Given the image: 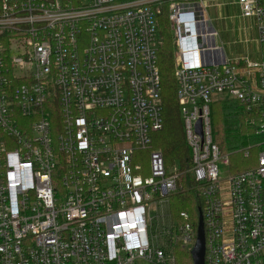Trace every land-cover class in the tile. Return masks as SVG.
<instances>
[{"label": "built area", "instance_id": "1", "mask_svg": "<svg viewBox=\"0 0 264 264\" xmlns=\"http://www.w3.org/2000/svg\"><path fill=\"white\" fill-rule=\"evenodd\" d=\"M238 2L264 42L262 0ZM164 5L205 264H264V54L229 60L204 0H0V264H178L177 247L192 254L198 226L171 214L186 172L153 148L164 127ZM218 100L253 117L258 138L239 152L252 162L258 151L249 169L232 173L214 143Z\"/></svg>", "mask_w": 264, "mask_h": 264}, {"label": "trees", "instance_id": "2", "mask_svg": "<svg viewBox=\"0 0 264 264\" xmlns=\"http://www.w3.org/2000/svg\"><path fill=\"white\" fill-rule=\"evenodd\" d=\"M158 30L161 42L158 51V63L163 88L164 127L162 131L153 135V148L161 150L167 168H171V165H177L180 171L186 172L184 186L189 189L186 193L171 199V214L173 219H177L180 212H188L195 228H197L199 211L204 212V203L202 196L195 189L196 182L192 173L188 172L191 168V151L186 144L180 106L177 100L176 79L174 77L176 48L170 32L168 5H164L163 12L159 16ZM211 119L214 143L223 154L230 155V171L236 173L254 166L257 150L252 152L253 161L251 165L235 166L232 163L237 156L243 157L239 152L253 144L258 138L257 126L252 124L253 117L246 107L230 100L221 103L215 102L211 107ZM214 125H216L215 128ZM192 186L193 189H191ZM176 255L178 264H193L192 254L185 248L177 247Z\"/></svg>", "mask_w": 264, "mask_h": 264}, {"label": "crops", "instance_id": "3", "mask_svg": "<svg viewBox=\"0 0 264 264\" xmlns=\"http://www.w3.org/2000/svg\"><path fill=\"white\" fill-rule=\"evenodd\" d=\"M207 15L217 32V43L231 61L243 58L260 60L264 54V42L260 39L255 19L244 18L238 0H205ZM264 7V0H262ZM213 10L214 20L209 16ZM230 57V58H229Z\"/></svg>", "mask_w": 264, "mask_h": 264}, {"label": "rangeland", "instance_id": "4", "mask_svg": "<svg viewBox=\"0 0 264 264\" xmlns=\"http://www.w3.org/2000/svg\"><path fill=\"white\" fill-rule=\"evenodd\" d=\"M205 1V0H204ZM213 10H210V13H209V16H211V18L214 20V14H213ZM168 14H169V8H168ZM169 26H170V32H171V35H172V31H171V25H170V21H169ZM230 58V57H229ZM231 59V58H230ZM229 59V60H230ZM174 66H175V63H174ZM222 98H225L226 99V97H222ZM218 99H220V98H218ZM223 101H225V100H218L216 103H221V102H223ZM215 126L216 125H214V128H215ZM154 149H156V150H160V149H157V148H154ZM161 151V150H160ZM242 155V154H241ZM148 154L146 153V152H141V153H139L138 154V157H139V160L137 161V164L139 165V166H141L142 168H143V170H144V172H145V175L146 174H148V172H149V161H148ZM236 157V156H235ZM235 166H246V165H251L252 164V162H250V161H246L245 163H244V159H243V157L242 156H237L235 159H233V162H232ZM171 168H173V167H177V165H171L170 166ZM220 168H221V171L222 172H226L227 170H228V168H226V167H224L223 165H220ZM158 214H157V212H156V208L153 206L152 207V210H151V213L149 214V223L151 224V223H153L154 222V220H156V216H157ZM155 230H156V225H155V223H154V226H153V231L155 232Z\"/></svg>", "mask_w": 264, "mask_h": 264}, {"label": "water", "instance_id": "5", "mask_svg": "<svg viewBox=\"0 0 264 264\" xmlns=\"http://www.w3.org/2000/svg\"><path fill=\"white\" fill-rule=\"evenodd\" d=\"M206 238L204 229L203 212L199 211L197 242L192 251L193 264H205Z\"/></svg>", "mask_w": 264, "mask_h": 264}]
</instances>
